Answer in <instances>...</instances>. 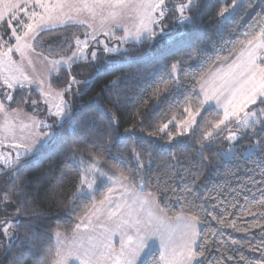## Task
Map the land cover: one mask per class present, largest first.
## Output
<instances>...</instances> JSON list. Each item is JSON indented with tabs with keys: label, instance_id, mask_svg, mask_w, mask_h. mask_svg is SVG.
Masks as SVG:
<instances>
[{
	"label": "trees",
	"instance_id": "1",
	"mask_svg": "<svg viewBox=\"0 0 264 264\" xmlns=\"http://www.w3.org/2000/svg\"><path fill=\"white\" fill-rule=\"evenodd\" d=\"M191 2L182 23L179 11L169 8L168 32L127 42L115 54L100 49L94 61L50 74L49 85L68 101V114L45 145L0 166V221L12 228L11 239L0 235V264H51L54 234H70L115 176L154 196L166 217L199 223L196 264L264 263V121L243 129L254 134L255 150L225 158L224 130L207 137L221 113L202 107L198 94L200 83L232 63L244 45L264 39V0ZM10 23H0V50L13 43ZM81 37L84 29L76 24L42 29L33 50L62 58ZM263 103L258 99L252 107ZM1 108L47 116L33 87L18 86L7 100L0 78ZM188 110L198 117L187 136L174 138L173 125L162 129ZM77 160L100 163L98 183L104 185L92 195H77ZM142 264H161L160 251L150 250Z\"/></svg>",
	"mask_w": 264,
	"mask_h": 264
},
{
	"label": "rangeland",
	"instance_id": "2",
	"mask_svg": "<svg viewBox=\"0 0 264 264\" xmlns=\"http://www.w3.org/2000/svg\"><path fill=\"white\" fill-rule=\"evenodd\" d=\"M190 3L191 0H0V23L7 18L9 23L12 21L10 36L13 43L0 50V78L7 100L13 89L27 85L33 87L47 104V116L37 118L39 131L29 130L28 122L21 117L14 120L21 126L16 131L5 128L2 119L0 120V166L7 167L34 153L38 148L35 144L30 147L28 144L38 143L44 137L50 139L53 134L51 128L62 123L68 114V101L61 91L49 85V76L53 71L80 61H94L100 49L115 54L123 51L127 42H138L148 35L164 34L169 31V25L164 21L169 8L179 11V22L182 23L187 20L183 10ZM65 24H76L84 29V37L76 39L71 54L51 60L33 50L34 39L40 30ZM154 26L157 29H153ZM31 50L33 56L30 57ZM209 76L200 83L198 94L202 107H213L221 116L207 137L224 130L226 149L222 154L225 158L232 156L234 152L241 155L251 153L256 149L257 141L254 134L248 135L243 129L257 121H264V105L252 107L258 99L264 100L263 36L244 45L230 67L217 75ZM197 117V111L188 110L185 118L180 121L171 118L162 129L173 125L177 130L174 138L187 136L194 129ZM243 139L249 140L239 150L237 146ZM72 159H76V154ZM74 163L80 168L82 176L77 195H92L98 190L97 187L104 185L102 182L98 183L102 170L99 161L77 160ZM147 194L150 200H156L154 196ZM121 211L134 213L148 211V208L129 200ZM192 220L199 229V223ZM0 222V235L7 240L11 239L10 221ZM119 232L124 237L120 239L119 245L125 254H130L133 248H141L142 240H149L160 248L158 250L162 254L163 264L196 263L194 252L186 260L182 251L160 232L144 233L128 224L119 226Z\"/></svg>",
	"mask_w": 264,
	"mask_h": 264
},
{
	"label": "crops",
	"instance_id": "3",
	"mask_svg": "<svg viewBox=\"0 0 264 264\" xmlns=\"http://www.w3.org/2000/svg\"><path fill=\"white\" fill-rule=\"evenodd\" d=\"M29 54L30 57L33 56V50ZM232 63L217 69L209 77L227 69ZM15 111L17 110L1 108L0 120L2 119L5 128L8 127L11 131L21 129L18 122L14 121L21 117L28 122L29 130H38L37 118L25 112L17 114ZM48 140L44 137L42 141L28 145L30 147L35 144V147L40 148ZM30 149L33 150V147ZM107 182L109 186L104 197L92 205L70 234L61 232L54 234L56 253L53 264H142L152 248L160 250L149 240H142L141 248H133L130 254L122 252L119 243L124 237L119 232V226L124 227L126 224L144 233L157 231L164 234L178 250L182 251L186 260L192 252L195 255L199 229L193 218L185 215L166 217L159 210L156 200H150L147 193L138 190L123 177H110ZM135 191L138 193L135 194ZM129 200L147 207L148 211L122 212Z\"/></svg>",
	"mask_w": 264,
	"mask_h": 264
}]
</instances>
